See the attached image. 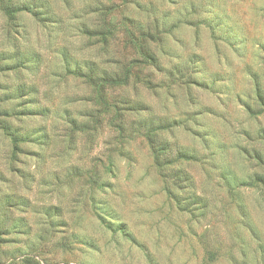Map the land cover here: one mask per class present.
<instances>
[{
  "label": "rangeland",
  "instance_id": "rangeland-1",
  "mask_svg": "<svg viewBox=\"0 0 264 264\" xmlns=\"http://www.w3.org/2000/svg\"><path fill=\"white\" fill-rule=\"evenodd\" d=\"M16 1L48 19L0 0V52L38 59L0 61V118L45 137L11 161L0 128V264H264V0ZM64 56L126 76L107 113Z\"/></svg>",
  "mask_w": 264,
  "mask_h": 264
},
{
  "label": "trees",
  "instance_id": "trees-1",
  "mask_svg": "<svg viewBox=\"0 0 264 264\" xmlns=\"http://www.w3.org/2000/svg\"><path fill=\"white\" fill-rule=\"evenodd\" d=\"M44 6L42 4H37L35 2H17L16 0H2V4H1V9L3 10V12L8 16V25L9 27H15L18 26V17H17V13L21 12V11H28L33 17H35L36 20L41 21V20H46L48 19L47 15L48 13L45 11V9L43 8ZM86 28H83L82 32L88 35H91L92 33H87ZM100 35L102 33H104L107 36L111 35V32L108 31L107 29H105L104 31L101 30V32L99 31ZM104 39V45L102 47L103 52L106 54L107 51V39ZM12 56H10L9 54H7V52L2 51L0 52V61H7L8 59L12 58L13 59V63L12 65H14V68H22V67H28V66H32V67H36L37 64H35L36 62H38V59H36V56L27 54L23 51H21L18 48H15V50L13 51ZM64 55V54H63ZM64 69L66 70V72L73 74L74 76H78L83 78L87 83H89L90 85H92L93 87V92L94 94L91 96L90 100L91 102H93V104H96L97 106H99L103 113H107V111H109L110 108V104L107 102L105 95L108 92V90L116 85L119 84H125L126 83V76H118L117 74H114L113 72H110L109 70H107L106 68L103 67H99L97 63H95L94 61H87L85 63H74L73 65L69 62V60L66 59V57L64 56ZM6 67L8 64H4ZM28 89H26V86L24 84H20L15 90H14V95H17L19 97H23V99H19L18 103L20 105H24L25 103H23L24 100H29V99H33L31 97H29V93H28ZM256 96L257 99L259 101V103L261 105L264 106V96L262 94V92H260L259 88H257L256 90ZM127 103V102H124ZM30 107V106H29ZM130 107V105H129ZM47 110L46 108L42 107L40 108L39 111L36 110H32L35 111L33 112V114H43V111ZM100 110V111H101ZM24 111L28 112V114H31V108H26ZM22 112V111H21ZM1 114L3 117H6L8 115V112L6 110H2ZM69 120L68 122L72 125L71 128L72 130H81L82 128H86V127H90L88 126L90 123H96L97 121L99 123V119L101 120V118H103V115L100 114H89V122L82 124V125H86L83 127H79L80 124H78V122L71 118L70 116H68L67 114H65ZM5 118H0L1 122H0V128L4 130V132L9 136L10 140H11V145H12V154H11V161L16 160L17 158V153L20 152V150L22 149L21 145H22V141L27 140V139H39V138H44L45 134L44 133H38L36 131L37 134L32 133L30 134V132H24L22 131L21 127H13L10 123H7L5 120H3ZM111 125H113L111 122H109ZM94 124L92 126L93 129H95V125ZM119 129H121V125L118 124L117 126ZM119 135H120V131H119ZM39 143H43V142H39ZM151 143V147L152 149L156 152L155 153V158L157 159V161H159V159H164V156L169 155L168 154V148H167V143L165 142H156V140L150 142ZM12 165V163L10 164ZM14 167V166H13ZM15 170L19 171L17 168H14ZM176 177L180 179V173L179 171H176L175 173ZM258 179H256L255 181H257V184L259 185V183H261L264 186V178L263 177H257ZM6 205H13L15 202H13V199L11 200V198L6 199L5 201ZM13 203V204H12ZM1 223L0 221V231H6L8 230L9 226H5ZM15 227V226H12Z\"/></svg>",
  "mask_w": 264,
  "mask_h": 264
}]
</instances>
